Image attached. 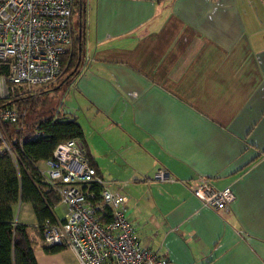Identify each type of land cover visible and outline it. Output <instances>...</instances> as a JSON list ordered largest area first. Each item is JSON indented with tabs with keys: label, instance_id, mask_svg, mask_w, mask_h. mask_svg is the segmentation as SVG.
<instances>
[{
	"label": "crops",
	"instance_id": "crops-1",
	"mask_svg": "<svg viewBox=\"0 0 264 264\" xmlns=\"http://www.w3.org/2000/svg\"><path fill=\"white\" fill-rule=\"evenodd\" d=\"M84 6L83 65L43 108L79 120L104 185L128 195L139 241L169 264H264V0ZM62 91L74 96L55 106ZM203 178L234 201L204 205ZM67 249L69 261L35 256L79 264Z\"/></svg>",
	"mask_w": 264,
	"mask_h": 264
},
{
	"label": "built area",
	"instance_id": "built-area-1",
	"mask_svg": "<svg viewBox=\"0 0 264 264\" xmlns=\"http://www.w3.org/2000/svg\"><path fill=\"white\" fill-rule=\"evenodd\" d=\"M74 0H0V98L10 101L17 93L48 87L61 73V58L72 41L71 15ZM25 112L16 104L0 106V152L15 160L4 127L18 122ZM84 141L71 138L60 142L45 161V180L60 194L64 217L45 223L44 241L64 244L80 264H169L166 258L145 247L129 219L128 195L112 190L91 164ZM39 165V164H38ZM158 179L170 180L166 170ZM200 201L213 209H223L235 199L228 186L216 189L207 179L192 187ZM110 221L103 222L104 213Z\"/></svg>",
	"mask_w": 264,
	"mask_h": 264
},
{
	"label": "trees",
	"instance_id": "trees-1",
	"mask_svg": "<svg viewBox=\"0 0 264 264\" xmlns=\"http://www.w3.org/2000/svg\"><path fill=\"white\" fill-rule=\"evenodd\" d=\"M84 8V0H74L72 41L62 55L61 73L57 81L38 91V94L26 91L17 93L10 101L0 98V106L10 103L16 104L21 111L27 108L24 122L6 123L4 127L17 159L8 151L0 152V264H38L35 256L38 245L48 253L68 248L64 244L48 245L44 241L46 221L53 222L57 218L54 207L60 203V194L45 180L40 163L52 156L60 142L71 138L83 140L84 130L77 118L66 113L54 115L43 107L52 102L51 93L77 76L83 65L86 56ZM8 72L7 67L0 68L1 74L7 75ZM21 202L31 203L37 218L36 225L30 226L16 220V207ZM108 221L110 215L105 212L103 222ZM33 230L36 235L31 234ZM158 255L169 263L167 257Z\"/></svg>",
	"mask_w": 264,
	"mask_h": 264
},
{
	"label": "rangeland",
	"instance_id": "rangeland-1",
	"mask_svg": "<svg viewBox=\"0 0 264 264\" xmlns=\"http://www.w3.org/2000/svg\"><path fill=\"white\" fill-rule=\"evenodd\" d=\"M41 89H43V88L38 89V91H41ZM68 93L65 94V91L58 93V95H56V97H55V100L53 101L54 105L55 106L60 105L61 101L64 100L66 97H68L69 99L73 98L74 94L73 93L68 94ZM69 104H70V101L67 100L66 105H69ZM63 110H64V106H61L62 113H63ZM24 112L26 115L25 119H27V108L24 109ZM29 114H31V113L29 112ZM22 120H23V117H21V121ZM40 166H41V168H44V163L41 162ZM54 213L56 216H58L60 218L64 217L65 211H64V207L62 206V204H59L54 208ZM16 215H17L18 220H20L22 222L23 221L29 222L30 219L34 216L33 207L31 206V204L29 202H23L21 204H18L16 207ZM72 257H74L72 252L70 250L66 249V250L62 251L61 253H59V255L56 257V259L57 260L64 259L65 261H69ZM54 261H56V260H54Z\"/></svg>",
	"mask_w": 264,
	"mask_h": 264
},
{
	"label": "bare ground",
	"instance_id": "bare-ground-1",
	"mask_svg": "<svg viewBox=\"0 0 264 264\" xmlns=\"http://www.w3.org/2000/svg\"><path fill=\"white\" fill-rule=\"evenodd\" d=\"M68 50V49H67ZM2 100V99H1Z\"/></svg>",
	"mask_w": 264,
	"mask_h": 264
}]
</instances>
